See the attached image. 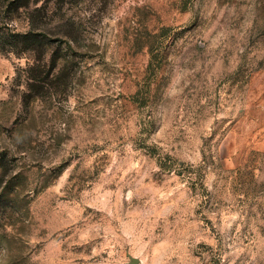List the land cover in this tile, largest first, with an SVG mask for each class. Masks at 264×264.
Returning <instances> with one entry per match:
<instances>
[{"label": "rangeland", "instance_id": "374dc122", "mask_svg": "<svg viewBox=\"0 0 264 264\" xmlns=\"http://www.w3.org/2000/svg\"><path fill=\"white\" fill-rule=\"evenodd\" d=\"M7 7L0 264H264V0Z\"/></svg>", "mask_w": 264, "mask_h": 264}, {"label": "trees", "instance_id": "16d2710c", "mask_svg": "<svg viewBox=\"0 0 264 264\" xmlns=\"http://www.w3.org/2000/svg\"><path fill=\"white\" fill-rule=\"evenodd\" d=\"M7 8L14 12L18 11L20 8H25V9H30L31 8V0H7ZM75 26H68V31L65 34V43L66 47L69 50H74L75 47H78L81 45V42L79 39H77L78 36L74 34L75 32ZM6 40L10 41L12 44L15 46H18L19 43L23 44L25 47L28 48V51H42V55H40L37 59L40 62H46V54H47V47L50 45V39L48 38V35L44 34H38L35 32H26L24 34L22 33H17L12 36H8L6 34H2V31L0 29V42ZM45 51V52H44ZM57 58L54 59V62L52 64V67L49 70H46V72L42 70H33L34 74L33 77H35V80H40V78H43L44 81L49 80L52 72L57 68ZM53 69V71H51ZM51 71V72H50ZM45 73V74H44ZM35 83V82H33ZM35 85V84H32ZM35 87V86H33ZM35 89V88H33ZM36 91H38V87H36Z\"/></svg>", "mask_w": 264, "mask_h": 264}, {"label": "water", "instance_id": "95a60500", "mask_svg": "<svg viewBox=\"0 0 264 264\" xmlns=\"http://www.w3.org/2000/svg\"><path fill=\"white\" fill-rule=\"evenodd\" d=\"M129 255V257L131 258V260H130V264H138V263H140L141 262V260H140V258H138V257H135V256H133L132 254H128Z\"/></svg>", "mask_w": 264, "mask_h": 264}]
</instances>
